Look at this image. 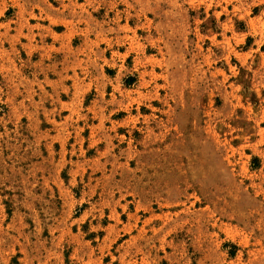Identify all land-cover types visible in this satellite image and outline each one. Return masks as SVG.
<instances>
[{"label":"rangeland","instance_id":"rangeland-1","mask_svg":"<svg viewBox=\"0 0 264 264\" xmlns=\"http://www.w3.org/2000/svg\"><path fill=\"white\" fill-rule=\"evenodd\" d=\"M0 264H264V0H0Z\"/></svg>","mask_w":264,"mask_h":264}]
</instances>
